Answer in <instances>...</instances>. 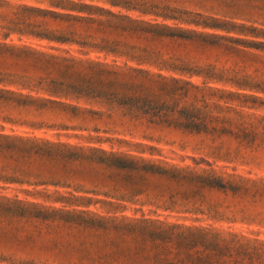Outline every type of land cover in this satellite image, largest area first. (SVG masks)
Returning a JSON list of instances; mask_svg holds the SVG:
<instances>
[{
  "label": "rangeland",
  "instance_id": "374dc122",
  "mask_svg": "<svg viewBox=\"0 0 264 264\" xmlns=\"http://www.w3.org/2000/svg\"><path fill=\"white\" fill-rule=\"evenodd\" d=\"M0 95V264H264V0H0Z\"/></svg>",
  "mask_w": 264,
  "mask_h": 264
},
{
  "label": "trees",
  "instance_id": "16d2710c",
  "mask_svg": "<svg viewBox=\"0 0 264 264\" xmlns=\"http://www.w3.org/2000/svg\"><path fill=\"white\" fill-rule=\"evenodd\" d=\"M67 32H69V30H67ZM37 33L42 34L44 36H48L47 33H42V32H37ZM48 37L57 38L51 36ZM68 40H72V39L68 38ZM71 82H72L71 87L76 90L101 92V93L111 92L110 88L95 90L96 84L95 82L92 81L78 79V80H72ZM1 98L6 99L7 97L0 95V99ZM120 100H122L123 102H130L136 106L149 105L146 104L148 100L146 98H141V97L134 99L132 97L124 96ZM191 116L194 119L193 115ZM193 123L195 122L190 123L189 121L188 125H193ZM18 139L19 138L10 135H0V158H5L6 154L10 156L16 152L18 147L12 148V146L13 145L16 146L15 141ZM0 167H2L1 170H4V164L2 165L0 164ZM11 177L12 176L10 175H0V179H3L4 181L13 180L11 179ZM205 235H208V231L202 230L197 233L179 234L176 240L173 238L171 231L159 227L153 231L150 230L148 235L145 236H148L153 241L154 246L157 248L155 252L150 253L157 257V264H195L197 262L201 264H208L212 258L214 259L215 257H218V255L215 253L208 252L204 256L200 255V257H195L197 252L194 253L184 252V249L186 248L189 250L193 247H196L197 242L202 240L205 237ZM159 245L160 247H157Z\"/></svg>",
  "mask_w": 264,
  "mask_h": 264
}]
</instances>
